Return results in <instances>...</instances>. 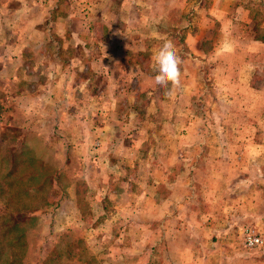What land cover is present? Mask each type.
I'll return each mask as SVG.
<instances>
[{
	"label": "rangeland",
	"instance_id": "374dc122",
	"mask_svg": "<svg viewBox=\"0 0 264 264\" xmlns=\"http://www.w3.org/2000/svg\"><path fill=\"white\" fill-rule=\"evenodd\" d=\"M0 16L21 29L71 16L73 48L91 49L88 60L110 51L108 66L73 72L67 106L82 117L50 125L45 147L32 139L12 162L0 264H264V45L248 47L264 41V0H0ZM165 39L182 59L171 97L154 81ZM132 45L129 68L115 66ZM242 60L259 62L256 101L223 82Z\"/></svg>",
	"mask_w": 264,
	"mask_h": 264
},
{
	"label": "crops",
	"instance_id": "0c3cea01",
	"mask_svg": "<svg viewBox=\"0 0 264 264\" xmlns=\"http://www.w3.org/2000/svg\"><path fill=\"white\" fill-rule=\"evenodd\" d=\"M0 17V21L8 22L5 24L6 30H0V112L5 119L0 125L1 186V182L7 179L8 166L17 162L18 158L23 160L24 151L33 148L29 144L33 142L32 139L45 147L38 138L40 133L50 131V125L58 126L63 118L70 115L82 117L79 112H72L67 106L76 96L74 91L77 85L73 84V72L87 71L101 60L103 61L99 65L108 66L106 64L110 51H106L105 46L103 50L97 46L95 49L99 55L88 60L85 53L91 52V49L82 45L78 49L73 48L70 39L73 35L70 27L71 16H34L29 25L22 29L18 27V16ZM43 20L47 22V28L39 25ZM127 20H130V16H127ZM13 26L16 28L13 29ZM46 34L49 37L64 38L65 43L50 46L47 41L46 45H41L42 41L37 38L41 35L44 38ZM249 42L250 49H259V45H264V41L252 37ZM134 47L132 45L123 48L125 52L117 58L115 66L128 69L130 54L136 51ZM249 48L245 47L246 50ZM258 66L259 62H228L224 67L223 82L230 87L240 84L250 86L252 76L259 82V77L255 76V73H259ZM258 84L264 86V74ZM248 88L251 91L250 97L254 96L256 101L259 97L258 87L255 85ZM19 145L25 147L19 148ZM1 187L0 196L3 192Z\"/></svg>",
	"mask_w": 264,
	"mask_h": 264
},
{
	"label": "clouds",
	"instance_id": "9594fccd",
	"mask_svg": "<svg viewBox=\"0 0 264 264\" xmlns=\"http://www.w3.org/2000/svg\"><path fill=\"white\" fill-rule=\"evenodd\" d=\"M153 67L157 74L154 81L157 85L168 88L166 95L174 96L181 86V64L182 59L177 54L175 46L171 40L165 39L163 44L154 53Z\"/></svg>",
	"mask_w": 264,
	"mask_h": 264
},
{
	"label": "trees",
	"instance_id": "16d2710c",
	"mask_svg": "<svg viewBox=\"0 0 264 264\" xmlns=\"http://www.w3.org/2000/svg\"><path fill=\"white\" fill-rule=\"evenodd\" d=\"M12 164V163H11ZM10 164V165H11ZM16 164V163H15ZM12 168H13V165H11V166H8V168H7V179H5V180H3L2 182H1V191H4L5 190V187L6 186H8V179L10 178V176H13L14 174H13V170H12ZM15 177V176H14ZM45 180V179H44ZM12 181H14L15 183H16V181L17 180H12V178L10 179V183L12 182ZM41 183H42V180H41ZM39 186L36 188V190L37 191H39L41 188H40V184H38ZM41 195H43V194H41ZM45 196H40V198H44ZM45 204H47V200H43V202H42V204L41 205H45ZM54 205H56V203H54ZM0 210H2V208H0ZM15 212H18V211H15ZM14 258H6V260H5V262H4V264H13L14 262H16L15 260H13ZM48 261V260H50V258L49 257H47L46 259H43V261ZM45 261V262H46ZM42 263V262H41Z\"/></svg>",
	"mask_w": 264,
	"mask_h": 264
},
{
	"label": "built area",
	"instance_id": "2783aa9c",
	"mask_svg": "<svg viewBox=\"0 0 264 264\" xmlns=\"http://www.w3.org/2000/svg\"><path fill=\"white\" fill-rule=\"evenodd\" d=\"M245 244L247 246H253V245H256V244H260L261 243V239L258 238L257 236H255L254 234H246L245 236Z\"/></svg>",
	"mask_w": 264,
	"mask_h": 264
}]
</instances>
